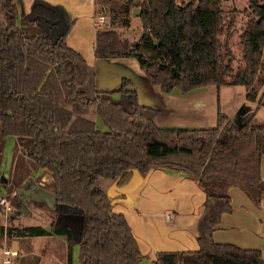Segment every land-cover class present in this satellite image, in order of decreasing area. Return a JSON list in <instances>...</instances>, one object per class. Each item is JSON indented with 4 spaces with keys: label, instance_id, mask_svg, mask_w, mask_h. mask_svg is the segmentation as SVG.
<instances>
[{
    "label": "trees",
    "instance_id": "trees-1",
    "mask_svg": "<svg viewBox=\"0 0 264 264\" xmlns=\"http://www.w3.org/2000/svg\"><path fill=\"white\" fill-rule=\"evenodd\" d=\"M0 158L13 137L14 181L6 195L32 171L41 170L54 195L56 217L78 215V264H264L258 249L213 241L220 214L231 205L225 189L234 185L258 203L264 196L259 158L264 153V122L254 112L240 124L217 111L209 127H159L158 110L139 103L125 78L117 91H86L91 78L83 56L66 42L67 29L54 41L56 12L32 8L30 26L16 22L14 0H0ZM109 17L97 29L96 59L132 58L152 85L181 94L213 85L242 87L253 101L264 80V0H248L235 58L229 38L236 11L219 0H95ZM137 9L140 35L134 42L117 29L130 27ZM96 119L106 126L101 129ZM169 168L194 177L205 198L197 220L195 250H161L144 262L139 244L121 212L113 210L101 179L124 187L136 169ZM16 171V172H15ZM123 193L116 194V197ZM19 214L21 202L12 196ZM1 211V208H0ZM13 215V214H12ZM1 217V215H0ZM63 235L68 225H41L0 219V242L31 236ZM68 262L71 253L68 252Z\"/></svg>",
    "mask_w": 264,
    "mask_h": 264
},
{
    "label": "crops",
    "instance_id": "crops-1",
    "mask_svg": "<svg viewBox=\"0 0 264 264\" xmlns=\"http://www.w3.org/2000/svg\"><path fill=\"white\" fill-rule=\"evenodd\" d=\"M14 2L17 8L16 22L20 27L30 26L33 18L32 8L36 4L45 5L56 12L57 21L52 26L51 37L55 40L67 29V45L80 53L89 67L91 78L86 86V90L88 89L89 93L92 92L93 88L117 91L121 86L122 79L125 78L131 82L130 85H127V88L136 90L139 103L158 110V113L154 117L156 124L157 120L155 119L166 113L167 116L159 122L170 123L157 124L159 127L213 126L217 111L233 121L229 117L232 115L221 110L218 103L219 100L217 98L220 87H216L215 91L209 90V87L213 86L210 85L192 90L186 94H181L177 90L171 93H163L158 86L152 85L147 78H143L138 63L134 59H96L94 56V42L97 29L94 27L93 19L98 13H102L105 17V13L103 7H99L95 3V0H14ZM245 107L244 120L246 121L253 112L251 111L252 106L246 105ZM170 114L179 115L180 118L172 116L169 118ZM96 121L101 129L107 128L99 119H96ZM182 122L186 123L181 124ZM32 173L29 175L28 183L19 185L20 187L18 186L15 190L18 200L21 202L19 214L15 219L17 218L18 222L22 225H41L48 229H50L52 223L57 224L58 221L68 225L72 232L71 242L66 240L62 235L55 233L51 235L57 240V243L55 242L53 245H50L47 241V237L50 235L32 236L30 238L39 240L38 243L31 244L32 249L34 253L39 255L41 263L49 259V254L51 257L53 253H56L54 245H60L61 247L55 255L59 256L58 258L60 259L62 257V247L65 246L67 248V255L69 251L71 253L70 263L66 255V264H78L77 252L79 251L78 231L81 224L80 216L67 215L62 218L56 217L54 212V195L45 186V183L49 179L41 174V170H33ZM151 176L159 177L163 180L161 183L162 191L165 188L166 193L169 194L167 198L171 197L170 201H172V204L168 207L170 210H166V208L149 209L148 206H150L151 199H156L152 197L151 191L147 192L144 189ZM259 176L264 180V153L259 158ZM134 177L135 174L133 173L132 178ZM132 178L123 187L125 188L122 191L123 196L114 198L113 204L126 202L128 199L133 210H137L135 212L136 231L133 232L131 226L130 228L139 244L143 261L151 262L155 259L156 252L161 250L197 249L196 224L203 208L205 194L203 191L201 193H194L196 195L194 196L193 192L189 190L197 189L195 181L191 179L193 177L184 172L169 168L151 167L142 175L143 179L138 178L132 182ZM34 180H37L38 185L35 184L36 181ZM171 183L180 185L183 188L182 193L175 194L176 190L174 187L176 184ZM225 192L229 197L231 210L220 214L219 221L213 228V241L231 243L243 248L258 249L264 259V196L259 199L258 203H255L245 191L234 185L228 186ZM183 193L188 194V202L191 205V211H189L190 214L187 217H183V213L179 211L181 204L178 199L179 196H183ZM29 203H33L32 205L37 208L38 214L44 212L47 207L46 222H42L39 217L38 222L35 224H25L22 222L24 220H22L23 209ZM121 209L119 206L116 212L121 211L124 214ZM149 218L151 219L150 223L154 224L151 228L144 225L145 219L149 220ZM73 220L76 223L74 225L75 228L78 227L76 233L73 230ZM171 220H173L172 223L168 224L167 221ZM189 239L190 241L186 243ZM25 244L26 241L22 239V246L25 247ZM181 244L187 245L190 248L184 249ZM20 245L21 243L18 240V249ZM38 246L39 248L44 246L46 251L40 254ZM75 248L78 250H75ZM60 264L62 263L60 262Z\"/></svg>",
    "mask_w": 264,
    "mask_h": 264
},
{
    "label": "rangeland",
    "instance_id": "rangeland-1",
    "mask_svg": "<svg viewBox=\"0 0 264 264\" xmlns=\"http://www.w3.org/2000/svg\"><path fill=\"white\" fill-rule=\"evenodd\" d=\"M247 2H248V0H219V7L221 9H223L224 11H229L231 9H234L236 11L234 32L228 40V44L231 46V49L233 51V54L235 55V58H238L239 53H240V49L237 46V42H238V36L240 33V28L242 26V23L245 21V19H246L245 16H247V12H248ZM3 3H5V2L3 1L0 4V6ZM99 7H101V6H99ZM0 15H1V13H0ZM105 17H106V22L109 21V17H107V14H105ZM102 28H106V26L103 25L100 29H102ZM117 30H118V32H120L121 36L123 38H126L129 42H134L138 39L141 30H140V23H139V20L137 18V9L132 10V13L130 16V27L129 28H120ZM141 74H142L143 78L146 79V76L142 71H141ZM258 87L259 88H258L257 94L255 95L253 101H247L245 99V97H244L245 92H244V89L242 87H238V86L220 87L217 100H219L218 103L220 105L221 110H224L229 115L231 114L232 116H229V117L233 119L234 123L240 124V123L245 121L244 120V113L246 111L245 106L250 105V106H252L251 111L255 112L256 121L257 122H264V80H263L262 84H260ZM209 88H210L209 89L210 91H215V89H216L215 86H210ZM86 91L89 92L88 89ZM211 97H212V95H211ZM166 116L167 115L165 113L164 115H160L158 118H156L155 120H157L156 121L157 124L170 123V122H159L160 120H162ZM171 116L174 118H180L179 115H174V114H170L168 117L170 118ZM185 123L182 122L181 124H185ZM205 126L208 127V125H205ZM5 142L6 143H5L4 148H3L2 156L0 158V195H6L7 188H8V186L12 185V183L14 181V176H15L14 171L12 169V164H11L12 146L14 144V139H13V137H9V138H7V140ZM32 174H34V173H32ZM134 174H135V177L132 178V182L138 178L143 179L137 170L134 171ZM29 175H27L21 181V183L18 184V186L19 185L21 186L23 184L28 183ZM2 177H4L6 180L5 181L1 180ZM46 178L49 179L48 177H46ZM191 179L195 181V183H196L195 185H197V189L193 190V189H189V187H188V189L193 192L194 196H196L195 195L196 193H201V192H203V190L194 177ZM34 181H36L35 184L38 185L37 180H34ZM162 181L163 180L160 179L159 177L151 176L149 181H148V184L145 185L144 189L147 192L151 191V193L153 194L152 197L156 198L155 200L151 199L150 206H148L150 210H152V209H164V208H166V210H168L169 205L172 204V201H170L171 197L167 198V196L169 194L166 193L165 188H164V191H162V188H161ZM100 182H101V186L106 191V193L111 195V196H115V198H118V197H116V194L121 193L122 191L125 190V188H123V187H118L115 184V181L113 179H101ZM171 184H176V186L174 187V189L176 190L174 192L175 194L182 193L183 188H181L180 185H177V183H171ZM154 187H158V188L155 189ZM16 188H14L12 190V192L9 193V195H6L7 198L10 200L12 205H13L12 196L16 195V191H15ZM47 189L50 190L49 187H47ZM130 192H132V191H130ZM187 195L188 194L183 193V196H179V199H178L180 201L179 203L181 204V206L179 207V211H181L183 213V217H187L190 214L189 211H191L190 210L191 205L188 202V196ZM17 200H18V197H17ZM32 204L33 203H29L28 205H25L23 212H22V215H23L22 220L24 219L22 222L25 224H35L38 222L39 218L42 220V222H46L45 216L48 213L47 207L44 210V212H42L41 214H38L37 208L34 207ZM119 206L122 208L121 210L124 212V215L127 218L128 223L132 227V231L135 232L136 231V213L135 212L137 210H135V209L133 210L132 205L130 204L128 199L126 200V202L123 201L121 203H114L112 208L114 211H118ZM12 214L10 215V217L7 220H5L4 216L0 212L1 222L4 223L5 221H7V225H9L10 223L22 225L21 223L18 222L17 218L15 219V217L17 215L15 213H12ZM150 220L151 219L149 218V220L145 219V221H144V225L148 226L149 228H151L154 225V224L150 223ZM173 220L167 221V223L170 224V223H172ZM52 221H54V220L52 219ZM74 225H76V223L73 220V227H74L73 230L76 233L78 230V227L75 228ZM49 235L50 236L47 237L48 243H50V245H53V243H55V242L57 243V240L53 236H51L52 234H49ZM24 240L26 241V244L24 245L25 247L22 246V239L20 240V243H21L20 248L18 249L17 254L13 257L14 264H60V262L62 264H66L67 248L65 246L62 247V255H61L62 259L61 258L59 259L58 258L59 256L58 257L55 256L56 253L58 252L59 248L61 249L60 245L59 246L54 245L56 248V250H55L56 253H53L51 255V257L49 254V259L40 263L39 255L33 252L32 245H31V244L38 243L39 240L38 239L34 240L33 238H30V237L24 238ZM71 241L72 240H70L69 242H71ZM189 241H190V239L187 240L186 243H188ZM181 246L184 249L190 248V247H187V245H183V244H181ZM182 247H178V248H182ZM73 248H74V245H73ZM75 250H78V249L75 248ZM45 251H46V248H44V246L42 248H39V246H38V252L40 254H42ZM67 257H68V255H67ZM77 258H78V252H77Z\"/></svg>",
    "mask_w": 264,
    "mask_h": 264
},
{
    "label": "built area",
    "instance_id": "built-area-1",
    "mask_svg": "<svg viewBox=\"0 0 264 264\" xmlns=\"http://www.w3.org/2000/svg\"><path fill=\"white\" fill-rule=\"evenodd\" d=\"M93 24L96 29L101 28L103 25L107 26L106 18L102 13H98L94 16ZM0 208L1 214L4 219L7 220L15 207L11 204L10 200L6 195H0ZM4 227L7 226V221L3 223ZM18 250H15L12 246V241H9L4 235L2 241L0 242V264H14L13 257L17 254Z\"/></svg>",
    "mask_w": 264,
    "mask_h": 264
},
{
    "label": "water",
    "instance_id": "water-1",
    "mask_svg": "<svg viewBox=\"0 0 264 264\" xmlns=\"http://www.w3.org/2000/svg\"><path fill=\"white\" fill-rule=\"evenodd\" d=\"M136 169H133V173ZM1 180L5 181L6 179L4 177L1 178ZM115 181V180H114ZM116 184V181H115ZM62 218V217H61ZM12 246L15 250H18V240L14 239L12 240Z\"/></svg>",
    "mask_w": 264,
    "mask_h": 264
}]
</instances>
